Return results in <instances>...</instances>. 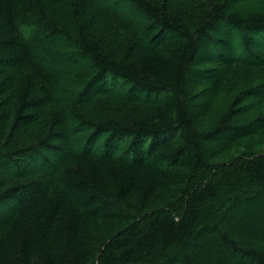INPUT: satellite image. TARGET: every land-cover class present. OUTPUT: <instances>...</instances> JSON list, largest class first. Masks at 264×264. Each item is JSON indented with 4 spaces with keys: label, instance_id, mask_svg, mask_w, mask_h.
<instances>
[{
    "label": "trees",
    "instance_id": "16d2710c",
    "mask_svg": "<svg viewBox=\"0 0 264 264\" xmlns=\"http://www.w3.org/2000/svg\"><path fill=\"white\" fill-rule=\"evenodd\" d=\"M262 51L264 0H0V173L15 170L0 179V264H204L179 250L204 229L264 264L263 236L204 213L231 181L253 184L225 192L232 204L264 193V151L216 161L264 131L259 114L230 121L264 105ZM196 85L231 97L212 113Z\"/></svg>",
    "mask_w": 264,
    "mask_h": 264
},
{
    "label": "rangeland",
    "instance_id": "374dc122",
    "mask_svg": "<svg viewBox=\"0 0 264 264\" xmlns=\"http://www.w3.org/2000/svg\"><path fill=\"white\" fill-rule=\"evenodd\" d=\"M255 5H259L256 2L253 3H246L245 8L247 10L254 9ZM260 6V5H259ZM225 34V33H224ZM227 35V33H226ZM216 38V37H214ZM217 39V38H216ZM253 43H255L254 38H252ZM256 44V43H255ZM254 50V49H253ZM209 53H213V56L218 53V48H209L207 50ZM256 52L258 50H255ZM259 52V51H258ZM264 52V51H262ZM226 53V52H225ZM231 53V51H230ZM227 54V53H226ZM235 54V53H233ZM232 54V55H233ZM84 67H88L89 64L87 61H83L82 64ZM206 69V64L199 65L196 67L195 70L198 72H195L196 74L192 76L191 81L193 83L199 81L200 77L203 76V73L201 71H205ZM242 70V67L241 69ZM200 73V74H199ZM225 80V79H224ZM252 80V78L250 79ZM244 85V82L242 83ZM197 93L204 94V98L200 101V103L203 106H208L209 108L212 107V103L219 99L218 103L223 104L227 101L231 95H224L220 96L216 99L215 92L214 94H211L210 91H206V85L201 86V85H196L195 87ZM212 92V91H211ZM213 93V92H212ZM260 94V93H259ZM257 99V98H256ZM256 99L254 101L248 100L243 103V105H239L237 108V113H235L234 118H232L230 121L239 124H243L247 119L243 117H248L251 119V116H254L255 114H259L260 116H264V105H259L256 103ZM254 104L253 107H251ZM244 106H248L243 112L239 114V109L244 108ZM211 112L215 113L218 109L219 106H213L211 108ZM224 108L220 109L222 111ZM196 115V119L199 118L201 120V123L203 125V115L202 112H200L199 109L195 110L192 112V114ZM214 124V122H212ZM205 127L210 126L211 123H208L207 121L204 122ZM67 126L69 128L73 127L74 125L68 122ZM73 132L69 129L65 131L66 136H72ZM75 134V133H74ZM65 137V136H64ZM74 140V137H71V142L69 143H64L62 141L56 142V144L60 147V151H65V152H72L73 150H76V143L72 142ZM227 147V148H226ZM225 147V151L216 155L217 158V164H225L227 161H233L236 158H239L240 156L246 155V153L250 151H254L256 153L264 151V131L250 135L247 137L240 138L237 141H230ZM212 148L214 149V145L210 143V141L205 143V150L206 152L212 151ZM122 149V148H121ZM122 152V151H121ZM57 153V152H56ZM56 153H53V155H50L52 159H56V156H58ZM60 154V153H58ZM27 164V165H26ZM37 166H35L32 162L30 163H25L24 169L26 172H29L33 169H35ZM15 172L14 168L10 167H1V173H0V179L7 178L13 176V173ZM231 183V184H230ZM239 183L243 184L244 190L247 188H252L253 184L252 181H249L247 177L242 178L241 180L234 182L231 181L226 186L224 187V191L222 194L223 199H219L217 203L213 205H209L208 208L204 209V213L206 214V218L208 221L209 225L215 224L219 227H224L226 229H231L233 227H238L241 229L242 233H249V234H254L258 236H263L264 237V193L258 194L256 199H252L251 201H243L239 204H233L230 203V201L226 200L224 198L225 192H233V190L239 185ZM240 184V185H241ZM258 185H263L264 183H256ZM239 188V187H238ZM242 188V189H243ZM247 189V190H248ZM236 190V189H235ZM226 197V195H225ZM229 202V203H228ZM228 203V204H227ZM2 215H5V212H1ZM7 219V218H6ZM206 227V226H205ZM210 228V227H209ZM202 238L200 237L199 239H193L187 243H185L183 246L179 248L180 252H186V253H195L196 251L199 250L200 259L204 264H242L240 259L238 257H235L230 251L226 250L221 243L216 241L212 235L211 232L207 233V230L204 229L200 233ZM264 245V244H263ZM201 249H200V248Z\"/></svg>",
    "mask_w": 264,
    "mask_h": 264
}]
</instances>
